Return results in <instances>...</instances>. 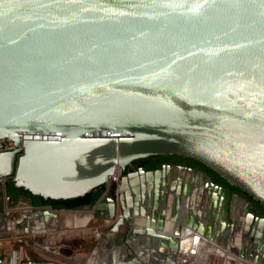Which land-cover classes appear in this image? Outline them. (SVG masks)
<instances>
[{"label":"water","instance_id":"95a60500","mask_svg":"<svg viewBox=\"0 0 264 264\" xmlns=\"http://www.w3.org/2000/svg\"><path fill=\"white\" fill-rule=\"evenodd\" d=\"M3 137L14 147L0 151V196L8 180L45 198L105 186L76 208L5 195L20 207L15 228L102 218L111 225L92 251L114 264H144L141 246L155 251L150 264H174L178 250L197 264L212 253L225 264L227 250L231 263L264 264V0H0ZM163 154L194 158L251 198L181 164L115 183L117 168ZM172 171L187 173L191 205L155 221L144 191L167 194Z\"/></svg>","mask_w":264,"mask_h":264},{"label":"crops","instance_id":"0c3cea01","mask_svg":"<svg viewBox=\"0 0 264 264\" xmlns=\"http://www.w3.org/2000/svg\"><path fill=\"white\" fill-rule=\"evenodd\" d=\"M177 171H172L169 175V187L168 192L165 195H161L158 192L156 196L155 191L148 192L147 189L144 191L145 203L150 200L152 203H156V212L152 214L151 219L155 221L170 219L176 210L188 209L191 205V201L187 196L184 195L183 191L186 187L187 173L183 172L180 179L177 178ZM147 183V181H145ZM102 212V211H100ZM64 215H61L57 219H53L50 224L60 225ZM62 226L53 231H47L45 233H38L36 231L32 232L30 229H26V234L24 233V228H16L14 237H12L11 245H15L25 256L34 259H53L56 264H71L72 258L80 259L83 255V251L79 250L82 244L87 242L86 237H81L79 239V244H74V246H66L65 241L62 240ZM122 230L125 227H121ZM7 230L6 223L0 225V244H5L7 236L4 234ZM3 244V245H4ZM0 247L5 248L0 245ZM151 251L153 250L150 248ZM158 251H162V247L158 246ZM232 253L230 250H227ZM144 253L143 247L141 246L137 252L138 256ZM234 254V253H232ZM81 255V256H80ZM123 255V254H122ZM153 253H150L146 259H140L144 264H150L152 260ZM90 261V264H107V259L104 255L95 253ZM231 264V262H228Z\"/></svg>","mask_w":264,"mask_h":264},{"label":"trees","instance_id":"16d2710c","mask_svg":"<svg viewBox=\"0 0 264 264\" xmlns=\"http://www.w3.org/2000/svg\"><path fill=\"white\" fill-rule=\"evenodd\" d=\"M183 160H187L189 161V163L193 165L196 164L199 165L200 167L204 168L205 170L213 174L215 178L229 185L228 182L224 178L220 177L214 170L206 166L204 163L188 156H183L179 154L151 155L147 157L136 158L132 160V163L137 166H145L146 168H155V167H159L162 163L165 162H182ZM128 169L129 167H126V170ZM229 186L233 190H236L241 194L245 195L246 197L251 198L250 196L247 195V193L241 191L236 186L233 185H229ZM104 189L105 186L102 185L95 190L85 193L84 195H79L69 198H50V197L45 198L42 195L31 193L28 189L22 186H16L13 180H9L8 182H6V193L8 195H11L13 197H18L19 195H26L31 197L32 203L34 205H50L53 208H76L84 204H92L98 199V197L102 194Z\"/></svg>","mask_w":264,"mask_h":264},{"label":"rangeland","instance_id":"374dc122","mask_svg":"<svg viewBox=\"0 0 264 264\" xmlns=\"http://www.w3.org/2000/svg\"><path fill=\"white\" fill-rule=\"evenodd\" d=\"M64 215V212L62 213ZM20 207H15V210L13 212H10L6 215V218H4V222L7 223L8 221H15L16 219L20 218ZM111 225V221L105 220L102 218H92L86 225L83 226H62V240L65 241L66 246H74V244H79V239L81 237H86L87 242L85 244H82L79 247V250H82L84 253L80 257V259L72 258L71 264H90V261H92V257L94 255L93 248L96 245L97 241L103 236L104 232H107L109 227ZM24 233L26 234L27 228H24ZM16 228L11 231H6L4 234L7 236L8 239H6L7 242L5 244H0L3 247H6V249L10 248V243L12 240V237H14ZM96 231L100 232V237L97 239L95 236ZM196 257L198 259V255L196 254ZM56 264V263H55ZM199 264H222V257H220L217 254H209L206 258V261L204 263ZM231 264H238L237 261H232Z\"/></svg>","mask_w":264,"mask_h":264},{"label":"built area","instance_id":"2783aa9c","mask_svg":"<svg viewBox=\"0 0 264 264\" xmlns=\"http://www.w3.org/2000/svg\"><path fill=\"white\" fill-rule=\"evenodd\" d=\"M14 147L13 141L8 137L0 138V151L9 150ZM121 174V170L119 168L116 169L113 179L115 183L118 182V178ZM7 214L13 212L15 207H11L10 205L5 204ZM7 230L13 231L15 229V221H8L6 223ZM96 238L100 237V232L96 231ZM196 254L187 251V250H178L176 252V257L174 264H197ZM0 264H55L53 259H34L28 256H25L16 246H10L9 249H5L0 247Z\"/></svg>","mask_w":264,"mask_h":264},{"label":"flooded vegetation","instance_id":"af4514ba","mask_svg":"<svg viewBox=\"0 0 264 264\" xmlns=\"http://www.w3.org/2000/svg\"><path fill=\"white\" fill-rule=\"evenodd\" d=\"M165 163L181 164V165H184V166H187V167L195 168L196 170H202V171L206 172L211 177L212 181L227 186L231 190V192L233 194H239V195L247 198L245 195L241 194L240 192H238L236 190H233L229 185H227V184L223 183L222 181L218 180L217 178H215L213 174H211L210 172H208L207 170H205L204 168L200 167L197 164L196 165H193V164L189 163V161H187V160H183L182 162H165ZM126 167H129V169L126 170V168H125L124 169L125 171L124 170H121V174H125V173L130 172V171H133V170H135V169H137L139 167H145V166H137V165L133 164L132 161H131V163H129ZM155 168H157V167H155ZM146 169H154V168H146ZM0 187H1V184H0ZM0 192H1V190H0ZM5 195H8L6 193V183H5ZM5 195L3 194L2 196H0V214H1V217H2L0 223H3V221H4L3 219L6 218V215H7V211H6L5 204L9 205V203H7L6 200H5ZM20 196H22V195H19L18 197H20ZM96 202H97V200L94 203H92V204H95Z\"/></svg>","mask_w":264,"mask_h":264},{"label":"bare ground","instance_id":"6f19581e","mask_svg":"<svg viewBox=\"0 0 264 264\" xmlns=\"http://www.w3.org/2000/svg\"><path fill=\"white\" fill-rule=\"evenodd\" d=\"M67 219V222L68 223H71L74 219L72 218V217H67L66 218ZM143 247V251H144V253H142L141 254V256L144 258V259H146L148 256L147 255H149L150 253H151V247L149 248H146V247H144V246H142ZM216 253H219L220 255L221 254H225L224 252H222L221 251V249H218V248H212ZM153 251V253H155V251L154 250H152ZM187 251H189V250H187ZM176 257V256H175ZM230 253H228L227 252V254H226V256L225 255H223V261H224V263L225 264H228V260L230 259ZM107 264H114V263H112V262H110V261H108V263ZM116 264V263H115ZM118 264H121V263H118Z\"/></svg>","mask_w":264,"mask_h":264}]
</instances>
